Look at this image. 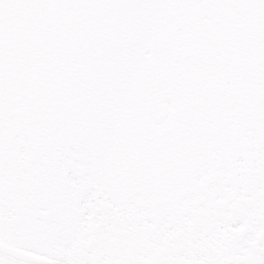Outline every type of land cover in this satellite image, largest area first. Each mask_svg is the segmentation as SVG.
I'll return each mask as SVG.
<instances>
[{"label":"snow or ice","instance_id":"snow-or-ice-1","mask_svg":"<svg viewBox=\"0 0 264 264\" xmlns=\"http://www.w3.org/2000/svg\"><path fill=\"white\" fill-rule=\"evenodd\" d=\"M0 264H264V0H0Z\"/></svg>","mask_w":264,"mask_h":264}]
</instances>
